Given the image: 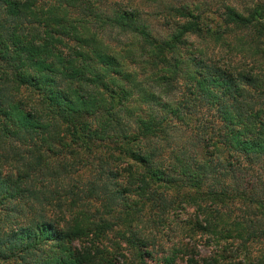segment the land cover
Wrapping results in <instances>:
<instances>
[{
    "label": "trees",
    "instance_id": "16d2710c",
    "mask_svg": "<svg viewBox=\"0 0 264 264\" xmlns=\"http://www.w3.org/2000/svg\"><path fill=\"white\" fill-rule=\"evenodd\" d=\"M139 1L0 0V264H264V0Z\"/></svg>",
    "mask_w": 264,
    "mask_h": 264
},
{
    "label": "rangeland",
    "instance_id": "374dc122",
    "mask_svg": "<svg viewBox=\"0 0 264 264\" xmlns=\"http://www.w3.org/2000/svg\"><path fill=\"white\" fill-rule=\"evenodd\" d=\"M110 2H114L116 0H109ZM168 3L165 0H148V1H139L140 4H143V11H141L142 17L145 18L148 22L155 26L157 30H163V16L162 8L160 2ZM192 5L197 6V10L199 12L204 13L206 17H208L209 24L214 28L221 27L223 19L222 16L225 15L226 7L229 5H234L236 8L243 10L246 7L256 3L258 0H188ZM244 35V33H241ZM126 35H119L118 32L111 36L110 42H105V46L108 51L113 53L119 59V67L123 71H137L141 73H145L143 69L135 64L133 56L134 54L131 52L132 47H135V37ZM246 36V35H244ZM224 39L228 41V44H223L221 42H214L213 39L207 38V40H202L197 37L189 38V46L185 48L186 52L197 54L200 53L203 56H206L207 59H212L217 62H221L222 64L228 65L229 61L239 62L240 64L250 63V58H247V55L251 53L247 50H240L238 47L236 48L234 36H223ZM109 40V38L107 37ZM243 51V52H242ZM245 54V55H244ZM247 54V55H246ZM133 55V56H132ZM186 55V54H185ZM232 58V59H231ZM149 73L147 70H145ZM150 75V74H149ZM159 93L161 89H158ZM163 99L165 101H170V97L163 95Z\"/></svg>",
    "mask_w": 264,
    "mask_h": 264
}]
</instances>
